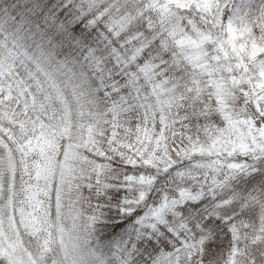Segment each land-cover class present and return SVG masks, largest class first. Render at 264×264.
Masks as SVG:
<instances>
[{
  "label": "snow or ice",
  "instance_id": "snow-or-ice-1",
  "mask_svg": "<svg viewBox=\"0 0 264 264\" xmlns=\"http://www.w3.org/2000/svg\"><path fill=\"white\" fill-rule=\"evenodd\" d=\"M0 264H264V0H0Z\"/></svg>",
  "mask_w": 264,
  "mask_h": 264
}]
</instances>
